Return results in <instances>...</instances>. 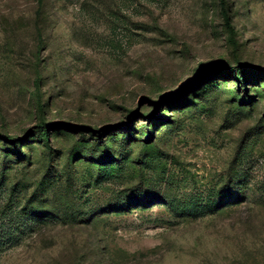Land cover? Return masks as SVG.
<instances>
[{
	"label": "rangeland",
	"instance_id": "rangeland-1",
	"mask_svg": "<svg viewBox=\"0 0 264 264\" xmlns=\"http://www.w3.org/2000/svg\"><path fill=\"white\" fill-rule=\"evenodd\" d=\"M0 264H264V0H0Z\"/></svg>",
	"mask_w": 264,
	"mask_h": 264
},
{
	"label": "trees",
	"instance_id": "trees-1",
	"mask_svg": "<svg viewBox=\"0 0 264 264\" xmlns=\"http://www.w3.org/2000/svg\"><path fill=\"white\" fill-rule=\"evenodd\" d=\"M39 2L41 3V0H39ZM225 17V23H226V26L232 30L231 26H230V23H229V20H228V17L226 15H224ZM238 75V80L241 81L240 83H244V80H245V75H244V71H239L237 73ZM39 132H43L44 135H47V129L43 127L42 130H38ZM144 136H145V140L147 139H150L152 137V134L150 133H144ZM7 141H11V143H9L11 145V147L9 148L11 154H15L16 156H19L21 154V149L20 147H18V145H16V143L13 141V140H9V139H6ZM24 156V155H23ZM170 206L171 208L174 210V211H178L179 210V207L178 205H176L174 202H170Z\"/></svg>",
	"mask_w": 264,
	"mask_h": 264
}]
</instances>
